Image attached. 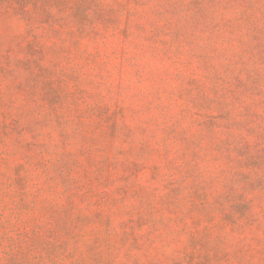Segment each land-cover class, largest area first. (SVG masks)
I'll use <instances>...</instances> for the list:
<instances>
[{
  "label": "rangeland",
  "instance_id": "1",
  "mask_svg": "<svg viewBox=\"0 0 264 264\" xmlns=\"http://www.w3.org/2000/svg\"><path fill=\"white\" fill-rule=\"evenodd\" d=\"M0 264H264V0H0Z\"/></svg>",
  "mask_w": 264,
  "mask_h": 264
}]
</instances>
